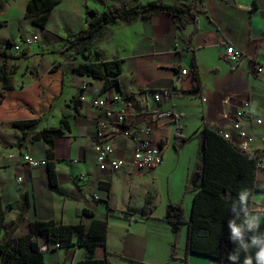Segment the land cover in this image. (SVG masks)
Segmentation results:
<instances>
[{
	"label": "crops",
	"instance_id": "crops-1",
	"mask_svg": "<svg viewBox=\"0 0 264 264\" xmlns=\"http://www.w3.org/2000/svg\"><path fill=\"white\" fill-rule=\"evenodd\" d=\"M28 2L0 0V45L38 37L37 43L22 46L20 54L0 56V89H14L0 109L4 226L16 223L17 237L27 234L30 222L37 220L82 224L86 231L94 220L108 223L106 244L94 254L81 246L58 248L46 236H37L44 264L105 258L109 264H185V260L188 264H227L187 253L186 225L174 249L175 235L164 218L168 205L180 204L183 218L189 220L193 193L185 187L190 174L202 164L201 131L229 129L242 101H248L262 120L257 125L250 118L244 126L255 137L257 156L264 157V0H60L45 27L27 16ZM150 2L192 3L198 22L179 30L168 14L160 13L132 24L104 25L89 42L71 44L73 35L88 28L86 8L100 14L114 4ZM228 45L243 54L237 65L224 60ZM85 46L90 59L99 51L104 61H123L118 84L105 89V79L67 71L62 85V70L73 60L83 61ZM57 64L62 65L61 71L51 73ZM193 64L201 85L197 93L189 92L194 86ZM258 66L263 67L260 73H256ZM181 69L188 74L183 76ZM164 89L171 91V97L157 104L153 94ZM82 92L85 101L78 98ZM114 95L121 102L115 104L112 122L117 120L115 113L126 107V121L141 126L154 114H173L172 119L158 118L154 123L152 140L163 147V161L148 173L135 170L136 141L122 136L112 145L113 155L125 166L102 171L96 165V133L105 115L92 101ZM28 118H38L39 123L24 140L13 123ZM64 120L69 128H63L53 145L48 144L42 132L62 128ZM230 132L235 138V132ZM24 154L39 165L26 164ZM49 162L55 168L59 193L50 188ZM262 179L258 174L257 187L262 191L254 196L253 210L264 209Z\"/></svg>",
	"mask_w": 264,
	"mask_h": 264
},
{
	"label": "trees",
	"instance_id": "trees-1",
	"mask_svg": "<svg viewBox=\"0 0 264 264\" xmlns=\"http://www.w3.org/2000/svg\"><path fill=\"white\" fill-rule=\"evenodd\" d=\"M59 2L60 0H29L27 16L32 19L34 24L45 27L52 9ZM86 13L88 28L72 36V45L89 42L104 25L116 22L132 24L138 18H149L160 13L168 14L179 30L198 22V10L192 3L173 6L158 2H150L143 6L121 3L109 6L100 14L88 8H86ZM88 49L86 46L82 49L84 62L62 70V85L65 84L67 71L105 79V89L118 84L123 61L121 59L104 61L99 51H95L93 59H90L89 55H85ZM0 56H6V52H0ZM61 69L62 65L57 64L52 68L51 73H57ZM192 70L194 86L189 92L197 93L200 91L201 85L195 64L192 65ZM3 81L5 84L8 82L5 77ZM12 92L14 89H0V109ZM30 112L33 115V112ZM38 123V118L18 119L14 121L13 126L23 133V139L26 140ZM62 123V128H50L42 132V137L48 144L53 145V139L63 135V128H69L65 120ZM201 138L202 164L190 174L185 187L186 192L193 193L190 218L189 220L183 218L180 204H170L167 207L164 220L171 226L175 235L174 249L179 231L186 225L187 253L231 264L228 256L236 249V245L229 238L228 225L234 216L231 207L234 202L238 201L239 193L247 190L249 192L248 206L252 209L256 192L262 191L257 187L258 157L239 149L232 142L224 139L218 130L210 127L201 131ZM49 170L50 188L59 193L55 168L51 162H49ZM85 213L88 214V212ZM142 213H146L145 210ZM242 219L243 217H241ZM241 220H237V223H240ZM16 229V223L10 227L4 226V211L0 200V264H44L43 253L36 240L37 236H46L58 248L81 246L86 247L91 254H94L97 247H104L106 244L108 223L94 220L86 231L82 224L64 225L54 220H37L30 222L27 234L17 237L14 236ZM259 233L264 235V222L260 225ZM254 252L255 249H251L248 254L254 255ZM244 256L245 253L241 252L240 264H242ZM81 264H109V262L105 258L103 260H88ZM185 264H188L186 260Z\"/></svg>",
	"mask_w": 264,
	"mask_h": 264
},
{
	"label": "built area",
	"instance_id": "built-area-1",
	"mask_svg": "<svg viewBox=\"0 0 264 264\" xmlns=\"http://www.w3.org/2000/svg\"><path fill=\"white\" fill-rule=\"evenodd\" d=\"M38 42L37 36L25 37L19 44H12L5 42L0 45V52H15L20 54L22 52V46H31ZM243 54L236 50L233 46L228 45L225 49L224 60L232 65H237L242 59ZM84 61L73 60L71 65H78ZM263 71L262 66L256 68V73ZM180 73L185 76L188 74L186 69H181ZM87 88V85L83 86V90ZM171 97V91L164 89L153 94L154 101L159 104L164 100ZM81 101H85L86 96L82 92L78 97ZM121 102L119 95H114L109 99H94L92 104L104 111L105 119L100 120L98 123V129L96 133V165L102 170L118 171L125 166V162L122 159L115 157L113 149V141L117 137H126L136 141L135 148L133 150L132 159L135 170L140 174H145L152 171L159 166L163 161V147L155 144L152 140V133L154 123L158 118H173V114L170 111L154 114L150 117L143 126L133 123V121H126V112L128 107L115 113L117 120L112 122L109 120L112 114L115 112V104ZM111 105V109L108 107ZM252 118L257 125L262 124V120L256 118L255 111L248 101H242L240 110L234 115V120L229 129L218 130L219 134L226 140L232 142L239 149L250 153L256 154L255 137L244 126V121ZM230 130H233L236 134L234 138ZM258 157V174H261L264 184V157ZM23 160L31 167H37L39 161L31 158L28 154L23 155ZM85 178V175H82Z\"/></svg>",
	"mask_w": 264,
	"mask_h": 264
},
{
	"label": "clouds",
	"instance_id": "clouds-1",
	"mask_svg": "<svg viewBox=\"0 0 264 264\" xmlns=\"http://www.w3.org/2000/svg\"><path fill=\"white\" fill-rule=\"evenodd\" d=\"M248 197L247 190L241 191L238 201L231 207L234 216L228 225L229 238L236 245V249L228 256L231 264H240L241 252L245 253L242 264H264V235L259 233L261 222L264 221V209L249 208ZM237 220L241 222L237 223ZM251 249H255L254 255L248 254Z\"/></svg>",
	"mask_w": 264,
	"mask_h": 264
},
{
	"label": "rangeland",
	"instance_id": "rangeland-1",
	"mask_svg": "<svg viewBox=\"0 0 264 264\" xmlns=\"http://www.w3.org/2000/svg\"><path fill=\"white\" fill-rule=\"evenodd\" d=\"M190 190H191V189H190ZM190 190H189V191H190ZM191 193H192V192H191Z\"/></svg>",
	"mask_w": 264,
	"mask_h": 264
}]
</instances>
